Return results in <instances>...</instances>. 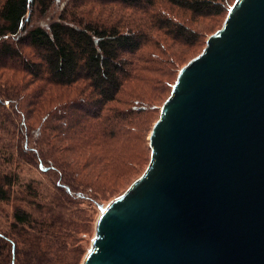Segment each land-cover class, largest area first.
Wrapping results in <instances>:
<instances>
[{
    "label": "water",
    "instance_id": "water-1",
    "mask_svg": "<svg viewBox=\"0 0 264 264\" xmlns=\"http://www.w3.org/2000/svg\"><path fill=\"white\" fill-rule=\"evenodd\" d=\"M234 1L177 65L82 264H264V0Z\"/></svg>",
    "mask_w": 264,
    "mask_h": 264
},
{
    "label": "trees",
    "instance_id": "trees-1",
    "mask_svg": "<svg viewBox=\"0 0 264 264\" xmlns=\"http://www.w3.org/2000/svg\"><path fill=\"white\" fill-rule=\"evenodd\" d=\"M220 6L219 0H0V205L12 210L10 231H0V256L7 251L8 262L0 264L23 255L46 262L55 244L76 246L57 223L61 209L90 196L66 180L84 168L68 155L110 139L149 106L141 99L130 110L114 105L128 101L121 97L129 96V83L142 82L154 63L141 50L160 44L166 50L165 40L193 45L201 32L179 15L207 18ZM23 157L48 175L63 173L65 191L40 193L20 181Z\"/></svg>",
    "mask_w": 264,
    "mask_h": 264
},
{
    "label": "rangeland",
    "instance_id": "rangeland-1",
    "mask_svg": "<svg viewBox=\"0 0 264 264\" xmlns=\"http://www.w3.org/2000/svg\"><path fill=\"white\" fill-rule=\"evenodd\" d=\"M219 2L221 3V12L207 18L194 19L188 13L185 15L181 14L182 16L179 15L178 19L187 18L191 22L190 25L197 27L201 32L193 45L182 46L165 40L163 42H166V46L170 44L166 50L164 44L155 47L149 46L141 50L147 51L149 53L148 57L154 63L151 65L150 71L145 72L144 76L142 75L144 78L142 82L129 83L125 89L127 93L130 92L131 94L129 93V96L124 94L121 98L129 102L114 105L123 110H130V105L135 104L134 100L141 99L149 106H146L145 109H142V106L141 110L133 114V117L124 125V128L118 132L116 131L112 137H109L110 139L106 138L103 141L97 139L92 141L88 151L83 153L79 151V154L72 153L68 155L74 165L77 161L76 158H79V165L84 168L79 169L74 174H68L69 178L66 180L70 182V185H75L76 190H80L90 196V199H76L74 200L75 203L72 201L74 204L69 202L68 209H61V214L63 212V215H60V218L62 220L57 223L62 226L65 235L63 239L73 240L76 246L71 247L64 242L59 246L55 244L53 246L55 251L53 258H49L51 260L42 262V257H37V260H31L30 257H27L25 260V256L21 255L22 257L19 256L17 262L15 261L16 264L22 263L20 259L27 262L22 264H82L83 257L90 248V243L95 233L97 216L100 214L95 203L104 207L106 203L118 195L121 189L133 178V175L150 159L148 135L152 113L168 86L174 81L177 65L199 51L206 31L219 28L225 16V8L232 1L219 0ZM36 123L37 120L33 125ZM20 128L24 129V127ZM6 131L8 132L6 136L10 140L9 142L12 143L15 140L12 129L9 127ZM9 132H11V135ZM0 134L2 133L0 132ZM93 134L95 133L93 132L89 136L92 137ZM13 151L16 152V147L13 148ZM65 159L71 162L67 157ZM104 159H109V161L107 162ZM86 163H91V165L88 167L82 165ZM35 166V162L27 161L23 157L16 167L20 181L31 183L40 193L65 191L62 187V181L64 182L65 180L63 173H61V176L60 172L56 173V170H50L55 173L48 175L47 172L40 171ZM14 188L15 191L18 190L16 186ZM9 207L10 205H0V231L2 232L10 231V221L7 215L10 216L12 210ZM41 242L42 244L44 243L42 240ZM7 257L8 252L6 251L0 256V262L7 263Z\"/></svg>",
    "mask_w": 264,
    "mask_h": 264
}]
</instances>
